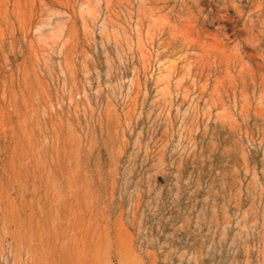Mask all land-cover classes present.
<instances>
[{
    "label": "rangeland",
    "instance_id": "374dc122",
    "mask_svg": "<svg viewBox=\"0 0 264 264\" xmlns=\"http://www.w3.org/2000/svg\"><path fill=\"white\" fill-rule=\"evenodd\" d=\"M0 2V264H264V0Z\"/></svg>",
    "mask_w": 264,
    "mask_h": 264
},
{
    "label": "bare ground",
    "instance_id": "6f19581e",
    "mask_svg": "<svg viewBox=\"0 0 264 264\" xmlns=\"http://www.w3.org/2000/svg\"><path fill=\"white\" fill-rule=\"evenodd\" d=\"M227 1H228V0H227ZM237 1H238V0H237ZM253 1H254V0H253ZM261 1H263V0H261ZM232 2H233V1H232ZM257 2H258V1H257ZM0 3H1V2H0ZM235 3H236V2H235ZM238 3H239V2H238ZM249 3H250V2H249ZM251 4H252V3H251ZM261 4H262V3H261ZM218 5H219V4H218ZM223 5H224V4H223ZM223 5H222V6H223ZM237 5H238V4H237ZM198 6H199V4H198ZM198 6H197V7H198ZM219 6H220V5H219ZM225 6H226V5H225ZM235 6H236V5H235ZM235 6H233V7H235ZM238 6H241V4H239ZM253 6H254V5H253ZM213 7H214V6H213ZM216 7H217V6H216ZM250 7H251V6H250ZM254 7H255V6H254ZM256 7H257V6H256ZM258 7H259V6H258ZM241 8H242V7H241ZM248 8H249V7H248ZM251 8H252V7H251ZM214 9H215V8H214ZM219 9H221V8H219ZM219 9H218V10H219ZM231 9H232V8H231ZM243 9H244V7H243ZM208 10H209V9H208ZM208 10H207V11H208ZM219 11H221V10H219ZM219 11H218V13H219ZM225 11H226V10H225ZM234 11H235V10H234ZM234 11H233V12H234ZM236 11H237V12H236L237 14L240 13V11H239V12H238V10H236ZM212 12H213V11H212ZM227 12H228V11H227ZM231 12H232V11H231ZM210 13H211V12H210ZM210 13H209V14H210ZM221 13H222V12H221ZM234 13H235V12H234ZM236 13H235V15H236ZM262 15H263V14H262ZM209 16H210V15H209ZM223 16H225V15H223ZM236 16H237V15H236ZM249 16H250V15H249ZM259 16H260V15H259ZM254 17H255V16H254ZM254 17H253V19H254ZM260 17H261V16H260ZM213 18H214V16H213ZM213 18H212V19H213ZM228 18H229V17H228ZM233 18H235V17H233ZM231 19H232V18H231ZM237 19H238V18H237ZM237 19H236V20H237ZM243 19H244V18H243ZM263 19H264V18H263ZM202 20H203V19H202ZM209 20H210V19H209ZM247 20H248V19H247ZM229 21H230V20H229ZM243 21H244V20H243ZM252 21H254V20H252ZM216 23H217V22H216ZM242 23H243V22H242ZM253 23H254V22H253ZM250 25H252V23H251ZM222 26H223V25H222ZM224 26H225V25H224ZM243 26H245V25L243 24ZM241 27H242V25H241ZM246 27H247V26H246ZM233 29H234V28H233ZM233 29H232V30H233ZM232 30H231V32H233ZM243 30H244V29H243ZM263 30H264V29H263ZM245 32H246V31H245ZM247 32H248V31H247ZM249 32H250V31H249ZM232 34L235 35L234 33H232ZM256 72H257V71H256Z\"/></svg>",
    "mask_w": 264,
    "mask_h": 264
}]
</instances>
